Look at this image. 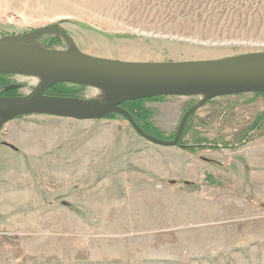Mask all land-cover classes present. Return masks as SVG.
I'll use <instances>...</instances> for the list:
<instances>
[{"label": "rangeland", "instance_id": "obj_1", "mask_svg": "<svg viewBox=\"0 0 264 264\" xmlns=\"http://www.w3.org/2000/svg\"><path fill=\"white\" fill-rule=\"evenodd\" d=\"M47 26L83 54L125 62L264 52V0H0V38ZM35 41L69 47L53 34ZM37 84L2 75L0 97ZM48 94L101 96L67 83ZM201 100L132 105L144 132L166 141L199 105L181 147L146 141L118 114H31L2 125L0 264H264V94Z\"/></svg>", "mask_w": 264, "mask_h": 264}, {"label": "water", "instance_id": "obj_2", "mask_svg": "<svg viewBox=\"0 0 264 264\" xmlns=\"http://www.w3.org/2000/svg\"><path fill=\"white\" fill-rule=\"evenodd\" d=\"M46 34L65 40L69 44L68 49L51 50L40 46L35 39ZM0 75L27 76L38 80L36 87L27 95L0 97V127L17 117L31 114L81 121L100 120L118 114L146 141L158 146L176 147L180 146L188 117L199 105L183 114L171 141L144 132L121 105L160 96H199L201 105L217 97L264 94V52L216 60L125 62L83 54L62 30L47 26L26 35L0 38ZM60 83L99 90L101 96L83 100L45 94ZM18 88L9 86L5 91ZM3 145L14 149L6 143Z\"/></svg>", "mask_w": 264, "mask_h": 264}, {"label": "trees", "instance_id": "obj_3", "mask_svg": "<svg viewBox=\"0 0 264 264\" xmlns=\"http://www.w3.org/2000/svg\"><path fill=\"white\" fill-rule=\"evenodd\" d=\"M0 76H2V75H0ZM60 84H62V83H60ZM54 87V86H53ZM53 87H51V88H53ZM51 88H49L47 91H46V95H51V94H48L49 93V91H51ZM257 95H262V94H257ZM154 98H157V97H154ZM144 99H141V100H136V101H131V102H125V103H123L122 105H121V107L123 108V109H125L130 115H131V117H132V119L135 121V123L143 130V131H145L144 130V127H143V125H142V123H141V121H140V118H139V115H141L142 114V112H139V109H137V108H135V106H133L132 107V105L134 104V103H138V102H141V101H143ZM115 115V114H114ZM194 115V113L192 114V116ZM108 116H110V115H108ZM107 116V117H108ZM189 119H190V117H189ZM187 120V122H186V124H185V127H184V130H183V134H182V137H181V139H180V141H179V145L180 146H182V144H188V142L184 139L185 138V136H187V133H188V131L187 130H189L190 129V120ZM149 135H151V136H153L152 134H149ZM154 137H156V136H154ZM156 138H158V137H156ZM158 139H160V138H158ZM163 140V139H162ZM188 148H194L195 146L194 145H188L187 146ZM186 147V148H187Z\"/></svg>", "mask_w": 264, "mask_h": 264}]
</instances>
